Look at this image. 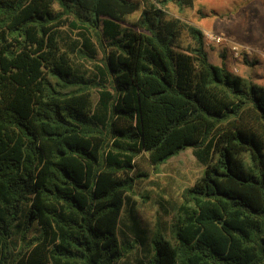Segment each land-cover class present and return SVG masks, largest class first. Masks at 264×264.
Masks as SVG:
<instances>
[{
  "label": "trees",
  "instance_id": "1",
  "mask_svg": "<svg viewBox=\"0 0 264 264\" xmlns=\"http://www.w3.org/2000/svg\"><path fill=\"white\" fill-rule=\"evenodd\" d=\"M168 5L194 0L131 30L130 0H0V264H264V87L195 26L178 50ZM186 149L202 176L146 247L135 162Z\"/></svg>",
  "mask_w": 264,
  "mask_h": 264
},
{
  "label": "rangeland",
  "instance_id": "2",
  "mask_svg": "<svg viewBox=\"0 0 264 264\" xmlns=\"http://www.w3.org/2000/svg\"><path fill=\"white\" fill-rule=\"evenodd\" d=\"M130 1L137 2L139 8L121 23L123 29L129 30L135 29L134 23L142 10L153 0ZM165 11L168 19H178L184 26L177 43L178 50L186 49L189 43L185 26H195L207 36H204L205 49L211 63L219 65L225 54L229 71L264 87V0H194L191 9L179 12L173 5H168ZM210 37H220L227 43H214ZM232 45L240 47L238 57L233 56ZM202 173L203 168L196 162L191 149L170 158L157 171L148 164L145 156L136 160L134 174L142 176L136 178L132 200L146 232V247L157 228L173 242L172 225L175 210L181 203V193L192 187ZM137 248L143 247L139 243ZM135 258L137 255L133 254L119 264H136ZM138 259L143 264L148 261L140 250Z\"/></svg>",
  "mask_w": 264,
  "mask_h": 264
},
{
  "label": "built area",
  "instance_id": "3",
  "mask_svg": "<svg viewBox=\"0 0 264 264\" xmlns=\"http://www.w3.org/2000/svg\"><path fill=\"white\" fill-rule=\"evenodd\" d=\"M203 36H206L205 34H203ZM206 38H207V36H206ZM210 39L212 40V41H214V43H217V44H220V43H227V42H225V40H222V38H220V37H210ZM207 40V39H206ZM210 40V41H211ZM204 43H205V38H204ZM231 52H232V54H233V56L234 57H238V53H239V50H240V47L239 46H237V45H232L231 46ZM246 54H248V52L246 51Z\"/></svg>",
  "mask_w": 264,
  "mask_h": 264
}]
</instances>
